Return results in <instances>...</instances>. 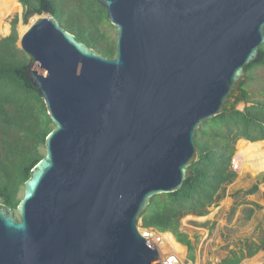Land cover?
I'll use <instances>...</instances> for the list:
<instances>
[{
    "label": "water",
    "instance_id": "water-1",
    "mask_svg": "<svg viewBox=\"0 0 264 264\" xmlns=\"http://www.w3.org/2000/svg\"><path fill=\"white\" fill-rule=\"evenodd\" d=\"M98 1L113 57L53 15L25 13L26 77L54 127L16 211L0 203V264H161L138 216L184 184L195 132L264 42V0Z\"/></svg>",
    "mask_w": 264,
    "mask_h": 264
},
{
    "label": "trees",
    "instance_id": "trees-1",
    "mask_svg": "<svg viewBox=\"0 0 264 264\" xmlns=\"http://www.w3.org/2000/svg\"><path fill=\"white\" fill-rule=\"evenodd\" d=\"M26 11L34 7L39 13L53 15L76 38L108 57L115 55L116 39L108 37L101 24L112 27L105 7L98 0H18ZM10 33L0 36V203L16 211L22 196L18 193L30 177L32 168L44 156V141L54 127L46 105L38 90L26 77L28 57L17 44L15 23ZM114 27V26H113ZM264 67V42L259 46V58L246 65V77L232 91L223 110L207 119L195 132L198 158L191 165L184 184L172 192H163L151 198L138 216L140 225L161 232H171L175 239L188 248V259H194L195 243L181 219L187 214L205 215L208 207L224 196L227 184L237 176L231 168L235 143L240 138L250 141L264 139V101L253 98L247 83L255 68ZM239 101L250 103L238 109ZM240 149V147H238ZM254 183L249 189H239L232 196L247 195L257 190ZM246 200V199H245ZM245 209V218H251L260 205ZM205 224V223H202ZM264 244L247 241L242 250H231L217 264H238L243 257L253 255ZM252 246V247H251Z\"/></svg>",
    "mask_w": 264,
    "mask_h": 264
},
{
    "label": "rangeland",
    "instance_id": "rangeland-1",
    "mask_svg": "<svg viewBox=\"0 0 264 264\" xmlns=\"http://www.w3.org/2000/svg\"><path fill=\"white\" fill-rule=\"evenodd\" d=\"M25 13H26L25 8L21 6L20 10L11 12L7 14L6 16H4V18L2 19V24L0 26V36L8 35L11 29V22L14 17H17L15 28H16L17 37H18L16 41V44L18 47H19L20 36L23 33V32L22 33L19 32L20 28L22 25L25 28V20H26ZM101 29L106 32L109 39L110 38L116 39V29L113 26L110 27V25L101 24ZM251 74L253 75V78L251 79V81L247 83V86L249 90L251 91V93L254 94L253 95L254 99L264 101V67L255 68V70ZM248 104L250 103L239 101L236 104V107L238 109H243L244 106ZM242 139L243 138H240L235 143V151H234L233 157H236L238 161H239L238 155H242L243 153L248 152V150L252 146V145L251 146L248 145L247 142L242 141ZM255 143H258V145L259 144L262 145L264 143V139L257 140L255 141ZM238 147H240V149ZM43 151L45 152V148H43ZM239 163H240L239 165L240 167H238L237 171L235 170L237 173V176L234 178V180L231 183L226 185L225 190H224V196L216 204H213L208 208L207 214L201 215V216L187 214L183 216L181 219V224L183 222V223H186L187 225H194L197 227L204 228L206 226L203 225L202 223H207L206 217H208V214L214 209L221 211V215L219 217L223 218V220L227 222L225 228L223 229L220 228V235L222 236L224 243L219 245L217 248H215L212 251H210L209 249L206 250V253L201 251L200 257L198 256V253H196V258L194 261L187 259V256H186L187 254L186 255L184 254L185 258L183 259L182 264H216V262L220 261V259L222 258L221 255L223 252L226 251L229 244H232L235 247L240 242L245 241V240L246 241L250 240L248 241L250 245H251V241L259 242L261 240L262 235H263V229H264V169L260 168V163L257 166L256 162L254 161L245 162L246 165L248 164L250 166L251 164V168L244 166V165L242 166L241 162ZM254 183L258 184V188L255 192L247 194L245 197H242L241 194L235 197L232 196V194L235 191H237V189L238 190L239 189H243V190L249 189ZM22 194H23V186L20 189L18 195L22 196ZM245 199L249 201L257 202L260 205L259 208L254 209V212L251 218L249 219L245 218L244 209L248 207V205H245L244 203H239L235 207V210L232 211L236 202H240L241 200L246 201ZM246 204H249V203H246ZM249 205H252V204H249ZM223 211L225 212V214L222 213ZM187 217H193V219L187 220ZM198 217H204V218L198 219ZM139 222L140 221L138 220V223ZM182 227L187 229L189 232L190 231L192 232V228L187 227L185 225ZM196 245H195V248H196ZM263 247H264V244L262 245L261 248H259L258 252L255 253L253 257H251L253 258V260L256 259L257 261H260L262 258V260L264 261V248ZM183 248L184 246L182 248H177V249H179L180 251H183ZM184 252H185V248H184ZM216 257L218 258V260L216 259Z\"/></svg>",
    "mask_w": 264,
    "mask_h": 264
},
{
    "label": "crops",
    "instance_id": "crops-1",
    "mask_svg": "<svg viewBox=\"0 0 264 264\" xmlns=\"http://www.w3.org/2000/svg\"><path fill=\"white\" fill-rule=\"evenodd\" d=\"M233 158V157H232ZM237 171V170H236ZM238 190V189H237ZM246 195H242V197H245ZM247 200V199H246ZM249 201V200H248ZM245 205H248V207H251V205H249V204H246V203H244ZM210 207V206H209ZM208 207V208H209ZM248 207H246V208H248ZM245 208V209H246ZM245 209H244V212H245ZM223 214H225V212L223 211L222 212ZM207 214V213H206ZM221 215V211H218V210H216V209H214L213 211H211L209 214H208V217H206L207 218V223H205V224H203V225H205L206 227H204V228H201V227H197V226H194V225H187L186 223H183L182 222V226H187V227H190V228H192V232L190 231L189 232V237H190V239H191V241H193L194 243H195V245H196V248H194V259H190V260H192V261H194L195 260V258H196V253H198V256L200 257V254H201V251H203V252H205L206 253V250H210V251H212V250H214L215 248H217L219 245H221V244H223L224 243V241H223V239H222V236L220 235V228H225L226 227V224H227V222H225L224 220H223V218H221V217H219ZM199 218H204V217H198V219ZM193 219V217H187V220H192ZM201 220H203V219H201ZM194 229V230H193ZM171 236H172V238H173V240L176 242V243H180V242H178L177 240H175V238H174V236L171 234ZM201 237V238H200ZM200 240V241H199ZM197 241H199V242H197ZM248 241H250V240H248ZM197 242V243H196ZM257 242V241H256ZM246 243H247V241L245 240V241H242V242H240L237 246H233L232 244H229L228 245V247H227V249H226V251L225 252H223L222 253V255H221V259H220V261L222 260V259H224L228 254H229V252L231 251V250H242L243 252H246V248H245V245H246ZM203 244V245H202ZM180 245L182 246H184V248H185V252H184V248H183V251H181V260H180V264H182L183 263V259L185 258L184 257V254L186 255H188V248H187V246L186 245H184V244H182V243H180ZM182 246V247H183ZM210 246V247H209ZM177 250H179V249H177ZM259 250V249H258ZM258 250L255 252V253H257L258 252ZM180 251V250H179ZM254 253V254H255ZM253 254V255H254ZM186 255V256H187ZM253 255H251V256H249V257H243L239 262H238V264H251L250 262H253V261H255V260H252L253 258H251V257H253ZM188 259V258H187ZM216 259L218 260V258L216 257ZM249 260H251V261H249ZM257 261V260H256ZM219 262V261H218ZM218 262H216V264L218 263ZM262 264H264V261L262 260V258H261V261H260Z\"/></svg>",
    "mask_w": 264,
    "mask_h": 264
},
{
    "label": "bare ground",
    "instance_id": "bare-ground-1",
    "mask_svg": "<svg viewBox=\"0 0 264 264\" xmlns=\"http://www.w3.org/2000/svg\"><path fill=\"white\" fill-rule=\"evenodd\" d=\"M20 8H21V5L17 0H0V26L2 24V19L4 18V16H6L7 14H9L11 12H15L17 10H20ZM23 29H24V27L22 25L19 32L22 33ZM242 141H245V140H242ZM245 142H247L248 145H250V146L252 145V146L248 150V152H245L242 155H238V158H239V161L237 160L238 163L241 162L242 166L244 165V166L251 168V164L249 166L248 164L246 165L245 162L254 161V162H256L257 166L260 163V168L264 169V143L262 145H260V144L258 145V143H255V142H253V143L249 142V141H245ZM250 155H252V156H250ZM239 165H240V163L238 164V166ZM166 239L170 242V244L173 246V248H175V249L182 248L181 245L176 243L171 238L170 235H167ZM249 261H251V260H249ZM260 261L255 260V261L250 262V263L251 264H262Z\"/></svg>",
    "mask_w": 264,
    "mask_h": 264
},
{
    "label": "built area",
    "instance_id": "built-area-1",
    "mask_svg": "<svg viewBox=\"0 0 264 264\" xmlns=\"http://www.w3.org/2000/svg\"><path fill=\"white\" fill-rule=\"evenodd\" d=\"M238 161L236 157L231 159V168L238 170ZM140 233L147 239L154 247L158 248L161 253L162 263L161 264H180L181 253L172 247L170 242L166 239L167 235L171 236L169 232H161L153 227H144L140 225ZM172 238V236H171ZM173 239V238H172ZM244 264V263H243Z\"/></svg>",
    "mask_w": 264,
    "mask_h": 264
}]
</instances>
